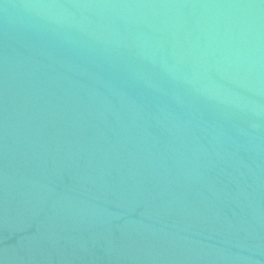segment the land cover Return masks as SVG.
Returning a JSON list of instances; mask_svg holds the SVG:
<instances>
[{
    "label": "water",
    "instance_id": "water-1",
    "mask_svg": "<svg viewBox=\"0 0 264 264\" xmlns=\"http://www.w3.org/2000/svg\"><path fill=\"white\" fill-rule=\"evenodd\" d=\"M0 264H264V0H0Z\"/></svg>",
    "mask_w": 264,
    "mask_h": 264
}]
</instances>
